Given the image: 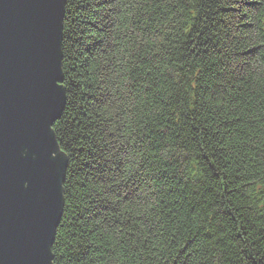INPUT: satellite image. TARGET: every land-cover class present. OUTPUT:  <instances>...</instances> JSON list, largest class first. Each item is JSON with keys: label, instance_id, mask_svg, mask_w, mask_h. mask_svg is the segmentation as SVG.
<instances>
[{"label": "trees", "instance_id": "obj_1", "mask_svg": "<svg viewBox=\"0 0 264 264\" xmlns=\"http://www.w3.org/2000/svg\"><path fill=\"white\" fill-rule=\"evenodd\" d=\"M53 264H264V0H65Z\"/></svg>", "mask_w": 264, "mask_h": 264}, {"label": "water", "instance_id": "obj_2", "mask_svg": "<svg viewBox=\"0 0 264 264\" xmlns=\"http://www.w3.org/2000/svg\"><path fill=\"white\" fill-rule=\"evenodd\" d=\"M65 0H0V264H53L66 156L52 130L65 103Z\"/></svg>", "mask_w": 264, "mask_h": 264}]
</instances>
